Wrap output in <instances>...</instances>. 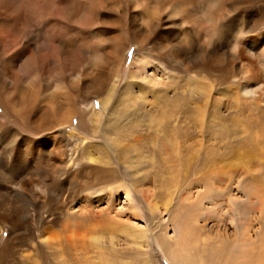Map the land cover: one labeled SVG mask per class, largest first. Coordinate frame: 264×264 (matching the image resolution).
Masks as SVG:
<instances>
[{
  "label": "bare ground",
  "instance_id": "1",
  "mask_svg": "<svg viewBox=\"0 0 264 264\" xmlns=\"http://www.w3.org/2000/svg\"><path fill=\"white\" fill-rule=\"evenodd\" d=\"M230 2L183 0L182 17L178 0L170 10L162 0L155 15L129 14L133 42L143 51L153 39L160 61L150 62L148 75L140 74L153 84L143 89L151 92L148 97L139 94L136 73L133 87L120 88L126 49L112 45L104 59L83 50L78 64L74 46L40 42L25 4L18 11L16 0H0V106L6 112L0 116V264H144L145 238L164 241L160 249L167 256L173 250L175 264H264V31L253 33L264 23V12L237 18L236 4L254 0ZM122 3L110 1L107 10L122 14ZM106 18L96 23L116 29L108 35L116 43L122 18ZM214 26L224 27L222 36L209 34ZM30 60L41 67L26 71ZM63 60L68 64L59 66ZM95 95L101 108L88 101ZM75 117L81 132L67 137L64 128L75 127ZM11 119L32 135L50 134L41 141L20 138ZM165 164L176 179L184 172L233 181L232 190L226 181L224 192L254 197L252 220L241 227V213L236 218L232 212L237 206L221 205L217 229L227 234L229 219L237 231L207 240L199 252V239L186 234L191 225L182 227L178 206L170 202L169 218L177 217L178 224L175 239L167 242L152 229L156 215L145 191L149 196L159 188L152 170ZM123 197L126 210L139 208L135 220L142 227L121 222L124 211L117 203ZM120 234L122 245L115 243ZM126 245H135L133 254L120 248Z\"/></svg>",
  "mask_w": 264,
  "mask_h": 264
},
{
  "label": "rangeland",
  "instance_id": "2",
  "mask_svg": "<svg viewBox=\"0 0 264 264\" xmlns=\"http://www.w3.org/2000/svg\"><path fill=\"white\" fill-rule=\"evenodd\" d=\"M21 1H22V4H18ZM24 1L25 2L27 1L26 4ZM24 1L23 0H16L17 9H18V11H22V9L24 8L25 10L23 9V11H25V12L27 9L28 13L26 12L27 13L26 16L28 19V24H29V26L30 25L32 26V27H30V29H31V31H33V33L37 32V36L39 35L38 38H40V42L43 41L45 45L46 44L47 45H53L55 42V43H59L61 47H68V46L71 47L72 46V48H73V46H74V50H75L77 56L73 57L72 60L77 61L79 59L78 64H80V62L82 60L81 53L83 50H87L89 52V54H91L93 56L100 54L102 59H104L105 54L103 52L107 48L111 47L112 45H114V47L117 46L116 47L117 51H121L122 49H126L125 56H124V64H123V66H124L123 73H122L123 75L121 77L122 82L120 84V88H122L123 84L127 85L128 87H133L132 75H133V73H136L137 74V76H136L137 84L140 83V87H141V90H139V94L144 95V96H148V97L151 96L150 95L151 92H145L143 89L144 88L145 89H152L153 84H149L148 81H142L140 74L142 76L148 75L150 62L152 64H155V63H159L160 61L157 59V56H155L156 51H155V45H154L153 39H151L147 43V45H146L145 49H143V51H141L140 48L135 44V42H133L131 25L129 23L131 17L129 14H131L133 11L134 12L136 11V12L141 13L140 15H143V16H144V14H147L148 12H151L153 15H155V13H156L155 9H157V2L161 3L162 0H91V2L89 0H24ZM110 1H113L114 3L119 2V1L121 3L123 2L122 5L123 4L124 5H123V7H121V8H124L123 13L118 14L112 10L111 11L107 10L110 7V6H108V3ZM164 1H166L168 3V7H169L168 10H170V4L174 0H164ZM175 1H177V0H175ZM178 1L180 4V7H181L180 14L182 17H184L183 0H178ZM226 1H227V3H229L230 1H231L230 3L234 2V0H230V1L226 0ZM256 1L258 2V0H256ZM256 1L254 0V2H249V4L248 3H241V2L237 3L236 4L237 7L235 6L233 16L237 17V18H244L245 20H247L248 18L254 16L255 13L264 12V7L262 8V6H264V2L262 3V1L260 0L259 3H257ZM88 2H89V5H88ZM23 4L28 5V6H25ZM59 4H61L62 6ZM254 4H255V6H254ZM260 4H261V6H260ZM135 5L138 8H135ZM244 5L245 6L249 5V6L245 7ZM65 6L67 7V9ZM132 6L135 8V10H133ZM251 6H252V9L250 8ZM19 7H20V9H19ZM27 7H29V8H27ZM63 7L66 10H64ZM102 7L104 10L102 9ZM150 7H152V8H150ZM69 9H70V11H69ZM142 10H143V12H142ZM144 10H146V11L144 12ZM126 11L128 12V14ZM254 11H255V13H253ZM57 13H59V14H57ZM83 13L84 14L88 13V14L86 15V17H84L85 15H83ZM56 14H57V16H56ZM124 14H125V16H124ZM119 15L121 16V18H122L121 20H122L124 25L123 26L121 25V27L118 29V31L120 30L119 32L121 34V37H120V40L115 43V42H112L111 40H109L108 35H110L111 33H114L113 31H116V29H112V28H110L108 26H104V25H98L96 23V18L97 19L98 18L104 19L107 17L106 20L108 21L109 19L111 20V18L113 19L116 17H120ZM26 16H25V18H26ZM92 16L95 20H93ZM40 17H42V18H40ZM64 18H65V20H64ZM66 18H68V19H66ZM126 19H127V21H126ZM91 20L95 21V23L92 22ZM215 26L210 30L209 34H212L214 36H222L223 32H224L222 29L224 27L218 26V28L215 29ZM36 27H38V28H36ZM44 27H47V28L45 29ZM41 28H42V30H41ZM106 28L108 31L106 30ZM44 30H45V32H44ZM125 30H126V32H125ZM263 31H264V23L262 25H260L253 33L259 34ZM38 33H40V34H38ZM102 33L105 34V36L102 35ZM47 47L52 48V46H47ZM64 62L68 64V61L66 62L63 60V61H61L59 66L62 65V67H64L65 66ZM40 63L41 62L38 61V65H36V63H34L32 60H30V61H28V66H27V64H25L26 68H27V69L26 68L25 69H26V71H29L30 69H35L36 67H41ZM131 68H132V70H131ZM167 69H169V67H167ZM149 72H150V70H149ZM35 83H37V80ZM88 101H89V103L91 102V104H93L95 106V108H101L102 107L101 106L102 100L97 95L89 98ZM129 108H131V107H129ZM0 116H6L5 109L2 106H0ZM8 122L11 123L10 128L12 130H14L15 127H16L15 130L18 129L17 133H19V135L20 134L22 135V136L20 135V138H24L26 136H28V137L32 136V140L41 141V140H43V138H45L46 136H48L50 134V132H46V133L39 134L37 136L32 135V133L29 131V129H26V127L24 128V126L22 127L20 122H18L17 120L11 119ZM74 125H75V127L74 126H66L64 128V131L67 134V137H74L75 136L74 138H77V136L80 134L81 131L79 128H77V125H78L77 117L74 118ZM129 131H130V129H129ZM150 140L151 139L146 140L145 144L147 145L148 149L151 150ZM87 141H88V143L98 142L97 140L91 139V138H88ZM15 144H18L17 140L14 143V145ZM9 146L11 147V146H13V144L12 145L7 144V148ZM121 170H123V169H121ZM170 170H171L170 168L166 167V164L160 165L159 167L152 170L153 174H155L156 183L159 186V188H157V190L154 189V191H155V192L153 191L154 193L151 191V193L149 194L150 198L148 196V192H149L148 187H145L146 188L145 189L146 197H148V200H150V204L152 206L150 209H153L155 211L154 213L156 215V217H154L155 219L152 222V224H153L152 229L155 233L160 234L164 239H166L167 242L175 239L173 235L175 234L174 231L176 230V227L178 224L177 217L169 218L167 207H169L168 204L170 202H172L171 206L172 205L178 206L177 214H178L179 219H180L179 222L183 225V226L182 225L181 226L184 229H185V227H188V228L191 227L192 228V229L191 228L189 229V232L186 229V231H187L186 234H188L190 238L192 237L191 238L192 241L199 239V240H197L199 242V244L197 245L199 248V250H198L199 252L202 251V245L205 244L207 242V240L217 242L218 240L223 239V237L225 238V236H227V234L229 236H232L233 235L232 233L237 231L236 225L234 224L235 225L234 226L233 223H232V225H230L232 220L229 221V219L226 220L228 223V224L226 223V225H227V227H228V225H229V227L230 226L231 227L227 228L228 229L227 234L224 233V231L217 229L218 226H220L222 228V224L219 220L220 215L218 214L220 212L221 205L223 206V204L224 205L226 204V206H227V205L231 204L232 205L231 207H233V208L235 206H237L234 208V210L232 212L235 213L234 215L236 218L241 213L240 214L241 216L239 215V217L237 218V222H239V226L241 223H243V221L248 222L249 220L250 221L252 220L253 210L256 209V207H255L256 201L255 200L253 201V199H255V198L254 197L250 198L252 200L251 202H253L251 204L252 206L249 205L250 202L248 205H244L250 200V199H246V198H248V195H246V193L241 194V191H240V193L238 192L239 194L235 193V192L227 194L224 192V187H225L226 181H228L227 184L231 190H232V188H234V185H235L233 181H230L229 179H226V178H220V177L207 178V177L199 176V175L192 177L189 174L185 175L184 172H181L183 175H181L180 178H179V176H176L177 177V179H176L175 176H172L171 174H169ZM123 171L126 172L127 174H129V171H127V170H123ZM151 179H153V178H151ZM170 179H172L171 180L172 183H170L171 185L169 184ZM173 181L175 183L177 182L175 184V186L173 184ZM167 183L170 186H167ZM147 184H149V183H147ZM152 193L157 194L159 197H157L156 200H153V199L151 200V194ZM242 198H243V200H242ZM123 199H124V197L122 198L121 202L118 201V203H117V207L124 211V214L122 215L121 222L123 224H127V223L136 224L137 223V225L139 227H142V222L139 220H135L137 218V215H138V213L136 211L139 212V208L136 207L135 208L136 211L134 210V212H132V210H126L125 209L126 202L123 201ZM233 201H236L237 204H234ZM217 204H218V206H217ZM239 208L242 210H240ZM247 208H249V209H247ZM209 209H210V211H209ZM237 209H239V211ZM247 210H249V211H247ZM208 211L210 213H208ZM244 211L248 212V213L246 212V215H248V216L245 215ZM237 212L239 214H237ZM242 213H243V216H242ZM250 213L252 214V217H251ZM206 214H208V215H206ZM212 214H214V216ZM210 219H211V221H209ZM240 221H241V223H240ZM183 222L187 223V225H185V223H183ZM215 222H217V223H215ZM245 222L243 223V225H241V227L245 226V224H246ZM192 224L195 226H193ZM236 224H238V223H236ZM189 225H191V226L189 227ZM196 227L199 230L196 231V229H195ZM231 228H232V230H231ZM157 230H159V232ZM191 230H192V232H191ZM147 231H148V228H147ZM205 231H207V232H205ZM208 231H209V233H208ZM214 231L216 233H214ZM193 232L195 235L193 234ZM8 233H9V230H7V229L2 233L3 239H6L8 237ZM189 233L192 236H190ZM202 235H205L206 238ZM199 236H201V237H199ZM145 240H146V242H143V246H142V251L144 253V254H142V256L145 259L144 264H148V262H151L152 260L154 262L156 261L155 262L156 264H175V262L173 261V257H174L173 250H170L172 252V255L167 256L160 249L161 244L165 245L164 241L158 242V241H154V240L150 239V241L147 242V238H145ZM123 241H125V240H124L122 234H120V238L115 240V243L120 242V244H121V242H123ZM122 247H124V249H127L129 251V254H133V252L135 250L133 248H136L135 245H134V247H131V245H126V246H121L120 248H122ZM207 251H209V250L207 249ZM207 251L205 252L206 254H208Z\"/></svg>",
  "mask_w": 264,
  "mask_h": 264
}]
</instances>
